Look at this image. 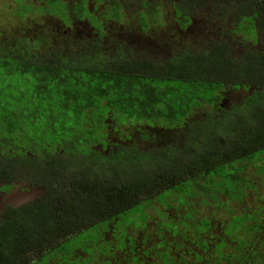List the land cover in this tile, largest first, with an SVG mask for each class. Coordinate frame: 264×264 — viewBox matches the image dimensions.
I'll return each instance as SVG.
<instances>
[{"label": "flooded vegetation", "instance_id": "1", "mask_svg": "<svg viewBox=\"0 0 264 264\" xmlns=\"http://www.w3.org/2000/svg\"><path fill=\"white\" fill-rule=\"evenodd\" d=\"M21 7L25 12L20 16L17 10ZM2 20L8 28H0L2 58H12L19 44V50L26 49L23 42L30 46L27 51L33 59L46 40L54 46L66 41L79 48L84 45L95 49L105 61L119 66L117 73L133 76L135 68L144 65L146 69L152 59L169 62L177 56L180 65L187 67L188 55L198 61L213 53L215 61H224L230 72L236 71L232 83L219 89L221 106L228 110L230 105L254 101L264 106V66L248 71L245 67L251 54L264 55V0H0V24ZM237 27L241 31H236ZM250 28L249 39L242 30ZM20 38L22 42L17 41ZM199 38L201 41H197ZM139 133L134 151L146 155L148 150L143 147L154 142L147 134ZM174 136L160 139L164 146L182 147L181 134ZM225 139L239 145L249 143L245 137H219L215 145L219 149L212 151L208 160L206 157L191 164L192 159H181L185 172L179 180L193 178L190 187L199 203L186 204L187 197H183L186 203L180 201L171 189V184L177 182L163 177L160 182L166 185L156 193L162 206L157 212L141 199L113 207L110 204L120 198L119 189L92 184L90 177H85L84 184L74 178L42 193L22 162L34 152L28 151L24 143L13 145L15 139L8 137L6 145L0 147V227L13 225L15 235L20 225L17 239L23 240L24 263L18 264H254L259 243L253 238L245 240L219 219L227 204L220 193L226 190L221 191L210 172ZM124 167L121 170L125 177L141 181L138 169ZM6 170L11 179L4 181L1 174ZM51 189L57 190V197ZM126 190L128 194L130 190ZM135 192H130L128 198L136 197ZM36 194L55 205L53 217L65 224L57 227L51 238L39 239L42 233L52 230L50 226L35 230L27 224L34 223L32 217L10 215L12 211L22 212L20 205ZM166 219L171 222L169 228L161 224ZM2 238L8 239L1 229ZM36 241H40L39 249L34 247Z\"/></svg>", "mask_w": 264, "mask_h": 264}, {"label": "trees", "instance_id": "2", "mask_svg": "<svg viewBox=\"0 0 264 264\" xmlns=\"http://www.w3.org/2000/svg\"><path fill=\"white\" fill-rule=\"evenodd\" d=\"M17 41L22 42V38ZM43 44L33 59L27 48L19 50L21 44L14 48L12 58L0 56V78L20 77L33 91H20L11 97L0 94L6 97L0 99V128L8 132L0 135V147L16 130L25 134V147L34 155H26L22 162L39 191L45 193L51 186L74 178L84 184L85 177H90L92 184L119 189L120 198L110 204L114 207L125 201L156 197L166 185L160 179L169 176L177 182L170 188L180 201L186 203L183 197H187L186 204H198L190 187L193 178L179 180L185 172L182 157L196 164L219 149L215 147L219 137H245L249 141L246 145L226 139L224 147L220 144L221 153L210 175L218 180L221 191L226 190L220 193L227 203L220 222L245 240L253 238L259 243V255L253 263L264 262V106L256 101L230 105L228 110L221 106L219 89L232 83L236 71L230 72L228 64L215 61L211 53L198 61L188 55L187 67L180 65L177 56L169 62L152 59L146 69L144 65L135 68L133 76L121 75L117 73L119 66L105 61L95 49L84 45L79 48L66 41L54 46L50 39ZM257 65L264 66V55L251 54L245 62L247 71ZM23 124L37 128L39 133L29 140ZM141 131L154 142L146 155L134 151ZM157 131L181 134L182 147L156 142ZM124 166L142 170L144 174L138 177L141 181L125 177L121 170ZM1 175L4 181L11 179L6 176L7 170ZM151 182L153 186L149 187ZM125 190L133 191L132 195L136 191V197L128 198ZM51 191L57 197V190ZM42 199V194H36L20 205L22 212L10 213L13 217H32L34 223L27 224L35 230L50 226L52 230L39 239L51 238L61 225L52 215L55 205ZM12 226L0 227L8 238L0 239V264L24 263L23 240L17 239L20 225L15 235ZM39 243L36 241L35 249H39Z\"/></svg>", "mask_w": 264, "mask_h": 264}, {"label": "rangeland", "instance_id": "3", "mask_svg": "<svg viewBox=\"0 0 264 264\" xmlns=\"http://www.w3.org/2000/svg\"><path fill=\"white\" fill-rule=\"evenodd\" d=\"M25 7H27V6H25ZM24 12H25V8L24 7H21V8H19L17 10L18 15H20V16ZM24 20H25V18L22 21H24ZM43 23H44V21L42 20L41 24H43ZM55 24L56 23H54V25ZM11 25L15 26V23H13ZM20 27H23L22 23L20 24ZM0 28L1 29H4V28L8 29L7 26H6V21H4V20L1 21ZM193 31H194V29L191 32L192 34H193ZM236 31H241V28L237 27ZM250 31H251V28L249 30H247V31L242 30V32L244 33L245 36L248 35L247 37L249 39L252 38V34L251 33L248 34ZM254 35H256V33H254ZM197 41H201V39L199 38V39H197ZM202 44L203 43H200L198 46H201ZM169 50L171 51V49H169ZM28 86H29L28 83H26V82L22 83L21 78L20 77L15 78L14 75L8 76V77L5 76V78H3V77L0 78V94H6L8 97L13 96L14 94L18 95V94H20V91L25 92V93H33V91H31L32 89L28 88ZM0 99L6 100V97H0ZM22 129L26 133L27 138L29 140H31L33 138L32 137L33 135H35V134L37 135L39 133V130L37 128L27 127L26 124L22 125ZM6 134H8L7 130H4V129L0 128V135H6ZM156 135H158L156 137V142H158V140H160L162 142L161 139H164V138H176L173 134H171L170 132H167V131H163V132L160 131V132L156 133ZM12 136L15 139V143H17L19 146H20L21 143H24L27 140V139H25V134L22 131H20V130H16L13 133ZM160 136H161V139H160ZM143 148L149 150L150 147L149 146H144ZM138 174L142 176L143 173H142V171L139 170ZM160 200H161L160 197H154V198H152V200L151 199L150 200L144 199L142 201L147 202V204L149 203L148 205H152L154 207L155 211L158 212L160 210V208L162 207L160 205L161 203L159 202ZM139 206H140V204H139ZM162 222L163 223H161V224H166L168 228L171 225V222L169 220H167V219L165 221L162 220ZM87 238L90 241H93V239L90 236H87Z\"/></svg>", "mask_w": 264, "mask_h": 264}]
</instances>
